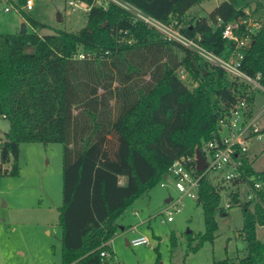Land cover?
<instances>
[{
	"label": "trees",
	"instance_id": "1",
	"mask_svg": "<svg viewBox=\"0 0 264 264\" xmlns=\"http://www.w3.org/2000/svg\"><path fill=\"white\" fill-rule=\"evenodd\" d=\"M83 1L91 7L86 24L76 31L40 34L48 25L22 10L34 31L0 33V117L8 121L0 176L19 172L21 143H62V264H106L118 218L167 176L174 160L193 155L213 138L220 117L246 86L119 2ZM122 1L161 22L176 20L184 37L225 57L237 44L223 36V29L246 17L248 9L262 26L241 48V69L264 73V0H240L239 6L224 0L193 17L189 9L205 0ZM243 170L264 183V169L256 170L252 161L246 160ZM221 189L208 175L200 179L197 201L206 228L189 235L199 241L191 251L213 242L216 213L228 214ZM229 195L230 207H242L239 233L246 254L214 264H264V241L257 235L264 226V185L250 200H242L239 189Z\"/></svg>",
	"mask_w": 264,
	"mask_h": 264
},
{
	"label": "rangeland",
	"instance_id": "2",
	"mask_svg": "<svg viewBox=\"0 0 264 264\" xmlns=\"http://www.w3.org/2000/svg\"><path fill=\"white\" fill-rule=\"evenodd\" d=\"M68 1L34 0L33 8L24 7L22 10L48 25L40 34L53 33L58 29L76 31L86 24L87 11L74 9ZM109 1L100 0V3L107 5ZM222 1L205 0L190 8L187 15H205ZM229 1L238 6L241 4L240 0ZM5 5L12 3L0 0V33L20 31L24 17L22 10L13 8L5 11ZM251 5L254 7V2ZM173 21L171 19L169 23L173 24ZM24 22L27 30L33 32ZM170 34L175 33L172 30ZM179 75L190 85L185 72L180 70ZM260 125L264 127V115ZM7 129L8 121L0 117L1 139ZM62 152L63 144L60 142H23L20 145L19 172L0 176V264H62ZM249 153L255 169L263 170L264 136L255 139ZM5 166L10 168L11 164ZM212 180L223 185L219 177ZM225 186L221 189L222 206L226 207L230 202L232 189H239L242 200L247 199V186ZM179 196L180 210L174 211L171 214L173 220L168 221L172 203H169L171 199L168 202L166 199L176 200ZM226 209L227 215L216 213L219 227L214 241H206L197 251H191V246L199 241L190 239L189 235L195 237L206 228L203 208L196 198L181 196L173 184L162 186L159 182L118 218L120 227L109 241L111 250L106 264H153L158 260L161 264H214L215 260L228 256L243 257L246 243L239 233L244 223L242 207L232 204ZM140 234L147 235L150 243L127 244V240ZM257 235L264 241L263 226L258 227Z\"/></svg>",
	"mask_w": 264,
	"mask_h": 264
},
{
	"label": "built area",
	"instance_id": "3",
	"mask_svg": "<svg viewBox=\"0 0 264 264\" xmlns=\"http://www.w3.org/2000/svg\"><path fill=\"white\" fill-rule=\"evenodd\" d=\"M114 1L122 4L119 0ZM68 3L74 9L87 11L91 7L88 2L83 0H69ZM96 3L103 5L100 3V0H96ZM33 5L34 0H26L24 5H7L4 10L10 11L13 8L22 10L24 7L31 9ZM122 5L131 10L135 16L160 29L167 37L178 39L197 50L206 60L222 67L231 79L246 86L244 95L238 96L236 102L220 117L218 130L213 138L204 141L201 146L197 147L201 149L205 158V168L203 170L197 169L195 150L193 155L182 156L174 160L168 169L167 176L160 184L162 186L173 184L181 196L188 195L197 199L200 179L204 175H208L211 180L219 177L223 184L221 186L223 189L226 188L225 185L227 184L233 185L234 181H238L240 185L247 186V200L258 197V191L262 189L264 183L256 179L255 176L245 173L243 165L246 160L252 161L254 165L252 155L249 153L250 147L255 139H262L264 136V127L260 125L261 118L264 115V73L258 71L254 75H250L241 69L244 58V52L241 48L250 45L252 34L261 28L262 22L257 17L251 15L250 11L246 9L248 14L246 17L237 22L226 24L223 29V36L235 41L237 49L228 57H225L206 50L193 39L184 37L175 27L176 20L173 21V24L161 22L127 2H124ZM241 26H244L242 35L239 32ZM172 30L175 33L174 35L170 34ZM181 71L184 72V70ZM2 142L0 138V157ZM214 184L220 186L218 183ZM169 203H172L170 205L172 209L169 210L170 214L167 220L172 221L173 216L171 214L174 211L180 210L181 197L179 196L176 200L171 198ZM229 207L230 202H228L225 208ZM147 243H150V239L145 234L134 236L129 240V244L133 246ZM101 254L106 255V252L102 251Z\"/></svg>",
	"mask_w": 264,
	"mask_h": 264
},
{
	"label": "water",
	"instance_id": "4",
	"mask_svg": "<svg viewBox=\"0 0 264 264\" xmlns=\"http://www.w3.org/2000/svg\"><path fill=\"white\" fill-rule=\"evenodd\" d=\"M26 30H27V26L25 23H23L20 31L25 32ZM196 155H197V161H196L197 169L203 170L206 166V161H205V158H204L200 148L196 149ZM170 199L171 198L166 199V202H168Z\"/></svg>",
	"mask_w": 264,
	"mask_h": 264
},
{
	"label": "crops",
	"instance_id": "5",
	"mask_svg": "<svg viewBox=\"0 0 264 264\" xmlns=\"http://www.w3.org/2000/svg\"><path fill=\"white\" fill-rule=\"evenodd\" d=\"M7 1V0H6ZM8 2V1H7ZM10 3V2H9ZM24 5V4H23ZM5 6H7V5H5ZM5 6H4V8H5ZM33 8V7H32ZM28 9V8H27ZM23 23H25L24 21H25V18L23 17ZM137 213V212H136ZM259 227V226H258ZM264 227V226H263ZM122 229H123V227H122ZM258 229V228H257ZM127 244H129V240H127Z\"/></svg>",
	"mask_w": 264,
	"mask_h": 264
}]
</instances>
